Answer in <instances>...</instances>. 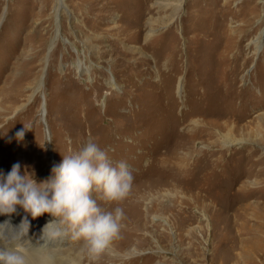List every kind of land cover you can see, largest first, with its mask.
I'll return each mask as SVG.
<instances>
[{"label":"rangeland","instance_id":"rangeland-1","mask_svg":"<svg viewBox=\"0 0 264 264\" xmlns=\"http://www.w3.org/2000/svg\"><path fill=\"white\" fill-rule=\"evenodd\" d=\"M88 140L133 176L115 249L96 264H264V196L227 184L264 170V0H0V173L19 163L39 183ZM190 141L204 162L224 149L209 165L224 195L174 216L189 184L155 165ZM23 211L0 215L5 244L36 236L89 264L58 225L45 228L52 217Z\"/></svg>","mask_w":264,"mask_h":264},{"label":"clouds","instance_id":"clouds-1","mask_svg":"<svg viewBox=\"0 0 264 264\" xmlns=\"http://www.w3.org/2000/svg\"><path fill=\"white\" fill-rule=\"evenodd\" d=\"M27 130L18 131L16 139L22 140ZM62 157L39 183L27 171L22 174L19 163L6 175L0 173V215L14 213L17 206L33 219L49 214L53 220L45 228L56 223L57 235L79 243L89 264H96L120 234V205L131 191L132 172L124 161H110L92 140ZM0 264L26 261L18 250L3 247Z\"/></svg>","mask_w":264,"mask_h":264},{"label":"bare ground","instance_id":"bare-ground-1","mask_svg":"<svg viewBox=\"0 0 264 264\" xmlns=\"http://www.w3.org/2000/svg\"><path fill=\"white\" fill-rule=\"evenodd\" d=\"M61 4H64V0H61ZM212 125L213 124L210 123L209 121L208 122L205 121L203 123V125L201 126V128H200V129H203L202 133H205V134L208 135L209 134L208 130L212 127ZM200 129L192 128L189 132H193L194 130H195L194 132H196V131H198ZM232 133L233 132L231 130H229L228 133L225 134V139H226L225 143L226 144H228V142L233 141V140H230V139L228 140L227 139L228 136H230ZM193 142L190 141L189 144L188 143H186V144L184 143L183 144L184 148L186 149L185 150L186 154L184 156L181 157L180 153L177 152L178 149L176 151V148L178 146L180 147V145L177 144L176 147H173V149H172V150H174V152L176 154L167 156L166 152H169V150L164 152L165 154H163L160 159L158 158L159 160H158L157 164L155 165L156 168H159L162 171L165 170L163 173L166 176H170L171 175V176L174 177L175 180H181L182 182H186L187 184H189V188H185L186 187L185 185H183L184 187L183 186L182 187L184 189H187V192L191 193V196H190V198H188V196H181L182 198H185V199L175 201V203L172 205V207L170 209V212H172V214L174 216H175V214L178 215L174 211H177L178 213H182L181 211H183V209L186 208V206L184 204L190 205V203H196L198 205H201V204L205 203L208 200V197H211L213 199V202L209 205L208 208L211 209V210H214L215 209L214 202L217 199L216 197L220 196V195H224V194L217 195V192H219V191L216 190L217 188H215L216 186H218L217 183L221 182V178H222L221 175L222 174H221L220 170L209 166V165H214L215 166L216 164L219 165L220 162H223L222 158L224 156V152H222V151H224V149L223 148L209 149L208 152H210V156L206 157V160L204 162L203 161V157L204 156H202V155L200 156V151L199 150H195ZM214 145H215V142H212L211 146L213 147ZM198 151H199V153H198ZM193 152H197L199 155L197 154V157H196V155ZM219 152H221V154H218ZM215 155H217V156L215 157ZM192 156H194V159H192V161H190V163H189V159ZM261 157H258L257 161H261V162L263 161L264 162V159L262 160ZM258 165H259V163H258ZM263 171L261 169L257 170L256 173H255L256 178L254 180H251L250 178L245 179L243 177V180L241 181V180H239L241 177H238V178H236L235 181H230L231 184H230V182L227 183V184H228V186L239 184L240 188L238 189V191L243 193V199L244 200L249 198V194H253V195L260 194L259 196L263 197L264 196V192L261 189L259 191L256 190L257 188H249L248 189V186L252 185V184L257 185V186H264V178H262L263 173H264ZM163 184H165V183H163ZM180 185L181 184L178 183V182L175 183V186H177V188L181 187ZM246 187H247V189H245ZM200 188L202 190H203V188H207L208 190L214 191V192H208L210 194L202 195L201 192H200ZM230 193H232V192H229V194ZM185 195H188V194L185 193ZM231 208L232 207H231V204H230V206L229 205L226 206L224 210L227 211V212H230ZM239 208H242L244 211H241ZM239 208H236L235 215L240 216V219H243V218H241V215H246V210L245 209L249 208V206L244 205V207L240 206ZM44 216H47V218L49 220L51 219V216L49 214H47V213L44 214ZM23 218H24V216H23ZM53 224L57 226L56 223H53ZM2 225H3V223H2ZM42 227H44V226H42ZM47 228H49V227H47ZM50 228H53V227H50ZM242 229L245 231L247 229L246 225H242ZM252 230H256V227H252ZM46 232L48 233L49 229L48 230L45 229L44 234ZM255 232L257 233V231H255ZM6 236H5V238H6ZM256 238L259 239V237H256ZM20 239H22V238H19L18 240H20ZM47 242H48V240H41L40 238L34 236V238L30 241V243L28 242L29 243L28 246L22 247V246H15L14 245L15 247H12L10 245L8 246L7 244H5V242L3 241L2 237L0 236V249H2L3 247H9V248L18 250L19 254L24 256L26 264H81V262L79 260H77L75 257H72V256H69V255L65 254L64 252H62V250L45 251V249L38 248L39 246H41V247L46 246ZM262 248H264V245L262 246ZM114 249H115V246L113 245L110 248L109 252L113 253ZM246 253L247 252H244L245 255L248 254V253L247 254Z\"/></svg>","mask_w":264,"mask_h":264}]
</instances>
